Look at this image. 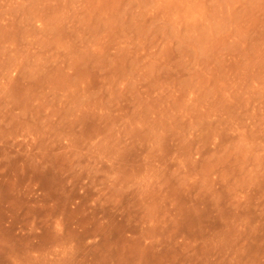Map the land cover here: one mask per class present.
Wrapping results in <instances>:
<instances>
[{
  "label": "rangeland",
  "instance_id": "obj_1",
  "mask_svg": "<svg viewBox=\"0 0 264 264\" xmlns=\"http://www.w3.org/2000/svg\"><path fill=\"white\" fill-rule=\"evenodd\" d=\"M0 264H264V0H0Z\"/></svg>",
  "mask_w": 264,
  "mask_h": 264
}]
</instances>
